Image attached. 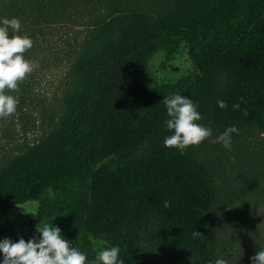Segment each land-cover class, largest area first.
Returning a JSON list of instances; mask_svg holds the SVG:
<instances>
[{
	"label": "trees",
	"instance_id": "trees-1",
	"mask_svg": "<svg viewBox=\"0 0 264 264\" xmlns=\"http://www.w3.org/2000/svg\"><path fill=\"white\" fill-rule=\"evenodd\" d=\"M0 16L21 20V34L34 41L29 60L48 27L81 17L86 25L56 117L0 162V242L17 240L8 210L35 201L33 219L59 226L89 260L100 251L93 240L120 245L125 264L220 258L217 225L235 227L241 214L218 219L221 184L226 207L237 196L241 208L264 200L261 154L247 153L250 138L264 135V0H0ZM182 45L197 76L154 85L141 77L155 50L168 58ZM175 92L190 96L198 123L212 129L183 152L163 143L171 134L163 100ZM230 125L239 132L226 149L217 137ZM231 154L244 174L237 196L227 183Z\"/></svg>",
	"mask_w": 264,
	"mask_h": 264
},
{
	"label": "rangeland",
	"instance_id": "rangeland-1",
	"mask_svg": "<svg viewBox=\"0 0 264 264\" xmlns=\"http://www.w3.org/2000/svg\"><path fill=\"white\" fill-rule=\"evenodd\" d=\"M52 26L46 29L47 41L44 46L36 56H33V60H30L38 65V69L20 82L18 90L12 93L18 99L16 114L6 118L0 117L1 163L13 151H18L24 143L38 139L57 115L66 71L83 39L86 25L85 19L81 17L75 22ZM186 75L197 76L198 71L188 55L187 47L182 45L168 58L164 48L155 50L141 77L154 85L172 83ZM247 147L248 155L256 153L254 157L257 158L261 154L264 165V135H254L250 138ZM230 159L226 170L227 183H232L231 191L237 196L236 189L242 185L244 174L238 171L233 154L230 155ZM105 162L113 169L118 168L115 157H110ZM222 185L215 204L216 216L221 219L227 215L228 210L233 209L239 210L241 214L235 227L222 223L217 225L222 247L220 258L224 259L226 264H253L251 258L258 250L264 249V200L260 199L255 205L251 203L241 208L239 205L244 203V198L237 196L234 197L231 205L226 207L223 204ZM251 197L245 196L246 201L248 198L252 201L256 200ZM37 208V202L28 201L16 204L8 210L17 239L23 237L27 241L32 237L39 238V233L36 231V225L39 223L32 217ZM80 238L81 235H77L73 241L78 242ZM93 242L98 250L106 247L104 241L93 240Z\"/></svg>",
	"mask_w": 264,
	"mask_h": 264
},
{
	"label": "clouds",
	"instance_id": "clouds-1",
	"mask_svg": "<svg viewBox=\"0 0 264 264\" xmlns=\"http://www.w3.org/2000/svg\"><path fill=\"white\" fill-rule=\"evenodd\" d=\"M21 20L16 17L0 16V117H11L16 114L18 99L10 92L18 90L20 82L38 69V65L25 59L34 46V41L21 34ZM7 90V91H6ZM167 118L164 124L171 134L165 136L164 145L183 150L189 145H198L212 134V129L202 123L198 106L190 96L175 92L164 98ZM220 108H226L227 102L217 100ZM240 108V103L232 105ZM236 125H230L220 133L217 139L224 148H230L232 134L238 133ZM168 206V201H164ZM39 238H29L27 241L20 237L13 241L5 237L0 242V264H125L120 256V245L103 247L94 259L89 260L87 253L82 251L74 242L62 233L59 226L45 221L36 225ZM193 235H202L195 231ZM253 264H264V249L258 250L251 258ZM208 264H226L222 258L210 260Z\"/></svg>",
	"mask_w": 264,
	"mask_h": 264
}]
</instances>
